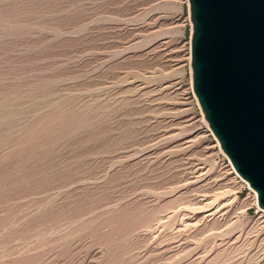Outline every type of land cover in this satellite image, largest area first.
I'll return each instance as SVG.
<instances>
[{
    "label": "rangeland",
    "instance_id": "374dc122",
    "mask_svg": "<svg viewBox=\"0 0 264 264\" xmlns=\"http://www.w3.org/2000/svg\"><path fill=\"white\" fill-rule=\"evenodd\" d=\"M188 28L185 0H0V264H264Z\"/></svg>",
    "mask_w": 264,
    "mask_h": 264
},
{
    "label": "water",
    "instance_id": "95a60500",
    "mask_svg": "<svg viewBox=\"0 0 264 264\" xmlns=\"http://www.w3.org/2000/svg\"><path fill=\"white\" fill-rule=\"evenodd\" d=\"M201 121L264 212V0H185Z\"/></svg>",
    "mask_w": 264,
    "mask_h": 264
},
{
    "label": "built area",
    "instance_id": "2783aa9c",
    "mask_svg": "<svg viewBox=\"0 0 264 264\" xmlns=\"http://www.w3.org/2000/svg\"><path fill=\"white\" fill-rule=\"evenodd\" d=\"M187 58H188V53H187ZM220 153V152H219ZM222 158H223V160H226L227 161V159L222 155ZM228 162V161H227ZM226 165L228 166V168H230L229 170H230V172H233V170H232V168L229 166V163H226ZM233 176L236 178V176L234 175V173H233ZM238 177V176H237ZM237 179V178H236ZM237 181H239L238 179H237ZM240 182V181H239ZM241 183V182H240ZM242 185H244L246 188H248L246 185H245V183L244 182H242L241 183ZM250 189L248 188V191H249ZM249 193L251 194V196H252V204L253 205H255L254 203H253V199L255 198V196H254V193L252 194L250 191H249ZM255 207H256V205H255ZM256 212L258 213V216L259 217H261V218H263V220H264V215L263 214H261V213H259V211H258V208L256 207Z\"/></svg>",
    "mask_w": 264,
    "mask_h": 264
},
{
    "label": "bare ground",
    "instance_id": "6f19581e",
    "mask_svg": "<svg viewBox=\"0 0 264 264\" xmlns=\"http://www.w3.org/2000/svg\"><path fill=\"white\" fill-rule=\"evenodd\" d=\"M239 178V177H238ZM259 210V209H258ZM261 211V210H260ZM261 212H263V211H261ZM264 213V212H263Z\"/></svg>",
    "mask_w": 264,
    "mask_h": 264
}]
</instances>
